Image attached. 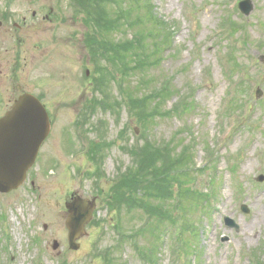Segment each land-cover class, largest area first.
<instances>
[{
    "label": "rangeland",
    "instance_id": "rangeland-1",
    "mask_svg": "<svg viewBox=\"0 0 264 264\" xmlns=\"http://www.w3.org/2000/svg\"><path fill=\"white\" fill-rule=\"evenodd\" d=\"M146 1L154 8L149 30L155 34L162 26L171 36L170 45L158 47L162 65L148 68L150 85L169 79L173 90L160 102L172 118H157L154 132H145L136 112L130 113L128 97L134 95L120 91L117 67L109 69L106 91L100 77L105 60L92 52L94 29L81 6L72 0H0V118L24 92L43 98L53 119L26 183L0 195V264H264V181H258L264 180V0H249V16L238 9L248 0ZM50 9L52 21L44 20ZM162 41L169 39L155 42ZM129 78L134 86L137 78ZM94 111L76 138L74 122ZM97 124L105 141L120 136L118 150L113 143L105 147L103 163L96 162L99 152L84 156L100 134L90 132ZM142 140L155 145L147 150L163 153L139 152ZM183 152L190 155L181 157ZM131 168H143L148 179L146 188L133 191L135 200L166 186L158 193L165 203L154 226L134 216L146 209L143 204L133 200L120 213L110 203L119 198L112 180ZM152 169L159 171L148 174ZM72 195L98 204L77 251L69 248L66 227ZM226 218L237 230L225 225Z\"/></svg>",
    "mask_w": 264,
    "mask_h": 264
},
{
    "label": "trees",
    "instance_id": "trees-1",
    "mask_svg": "<svg viewBox=\"0 0 264 264\" xmlns=\"http://www.w3.org/2000/svg\"><path fill=\"white\" fill-rule=\"evenodd\" d=\"M71 3L73 5L78 4L82 10H85L83 13L86 16L85 22L88 29H94L89 34V39L92 36L94 38V42L90 47L93 54L97 52L99 56L104 57L105 61L103 67L100 69V77L106 91H108L107 84L111 81L110 78L112 76L109 69L112 67L115 70L117 67V72L120 73V91L122 93L127 92L126 94L133 92V95L136 96L128 97L132 109L130 113L133 114L134 111L136 112V118L143 126L145 132L150 129L155 131L158 124L155 122L157 118L160 120L167 114L164 119L169 118L170 120L172 118L170 113L167 110H160V102L164 100L166 103L167 98L173 92L169 87L170 80L165 79L167 84H165L164 80L158 87L148 83L151 75L149 74L151 71H148V68L153 70L154 68H158V65L161 63L162 50L158 47L163 44L170 45L171 43V36L160 31L163 28L162 26L156 28L155 34L149 30L148 25H153V22L150 21L154 19L152 1L151 4L149 3L150 7L146 0H72ZM107 8L110 11L106 10ZM146 8L148 9L146 10ZM74 13L78 15L76 10ZM115 21L119 23L117 26H114ZM156 21L162 24V21L157 19ZM163 35L169 41L167 43L162 41L161 44H156V39L158 37L163 38ZM151 39L154 40V43L150 41ZM152 58H155L157 61H152ZM137 74L139 75L138 78ZM131 75L134 77L133 80L137 78L134 86L130 82L129 77ZM146 146L154 147L155 145L144 140H142V145L140 142L137 143L139 152L143 150L145 154L156 157H159L163 153L159 148H157L158 150L155 153L154 151H149ZM189 155L190 153L183 152L181 157ZM160 168L162 169L163 167L161 166ZM158 171L152 169L148 174H156ZM147 180V172L143 168L138 169V171H129L122 179V186L118 189L121 199L120 203L124 204L126 202L125 204L129 207L130 202L137 199L134 197L133 191L136 193L138 188H146L142 185ZM166 180L164 179L162 182H166ZM165 187L163 185H156L155 192L151 193V197L143 200H135L143 204L146 208L141 211V214L137 213L138 211H134L133 213L134 216L141 215V218L146 220L145 227L154 226L158 221L157 217L163 208L161 203H165V200L158 193L159 190L163 193L166 189ZM165 207L167 210V205ZM174 211L171 210L168 215L172 219L170 224L177 222L176 212ZM137 235L139 237L141 234L137 233Z\"/></svg>",
    "mask_w": 264,
    "mask_h": 264
},
{
    "label": "water",
    "instance_id": "water-1",
    "mask_svg": "<svg viewBox=\"0 0 264 264\" xmlns=\"http://www.w3.org/2000/svg\"><path fill=\"white\" fill-rule=\"evenodd\" d=\"M239 8L246 16L253 10L249 1L241 3ZM49 133L48 114L42 104L31 95L22 96L0 120V194H10L24 184ZM67 209L68 240L70 248L75 251L79 248L76 241L84 234L85 225L92 218L95 202L77 198L67 205ZM243 211L248 213L246 208ZM226 224L230 228H237L229 219Z\"/></svg>",
    "mask_w": 264,
    "mask_h": 264
},
{
    "label": "flooded vegetation",
    "instance_id": "flooded-vegetation-1",
    "mask_svg": "<svg viewBox=\"0 0 264 264\" xmlns=\"http://www.w3.org/2000/svg\"><path fill=\"white\" fill-rule=\"evenodd\" d=\"M44 20L51 21V20H50V16H48V15H47V16H45V17H44Z\"/></svg>",
    "mask_w": 264,
    "mask_h": 264
},
{
    "label": "bare ground",
    "instance_id": "bare-ground-1",
    "mask_svg": "<svg viewBox=\"0 0 264 264\" xmlns=\"http://www.w3.org/2000/svg\"><path fill=\"white\" fill-rule=\"evenodd\" d=\"M171 2H173V1H171ZM154 7H155V6H154ZM246 33H248L247 30H246ZM236 35H238V33H237Z\"/></svg>",
    "mask_w": 264,
    "mask_h": 264
}]
</instances>
